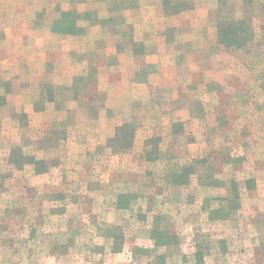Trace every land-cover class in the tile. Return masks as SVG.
<instances>
[{
  "label": "rangeland",
  "instance_id": "obj_1",
  "mask_svg": "<svg viewBox=\"0 0 264 264\" xmlns=\"http://www.w3.org/2000/svg\"><path fill=\"white\" fill-rule=\"evenodd\" d=\"M3 28L0 264H264V0H0Z\"/></svg>",
  "mask_w": 264,
  "mask_h": 264
},
{
  "label": "trees",
  "instance_id": "obj_2",
  "mask_svg": "<svg viewBox=\"0 0 264 264\" xmlns=\"http://www.w3.org/2000/svg\"><path fill=\"white\" fill-rule=\"evenodd\" d=\"M68 15V19L66 18ZM78 13L75 11H66L61 13V17L55 19V21L52 24L53 31L61 32V33H75L78 34L81 32V29L79 26H77L75 22V18L77 17ZM236 39L234 41L237 43L239 47L245 45L246 43H250L252 41V37L254 33H247L245 30L239 31L235 33ZM6 102V94L0 93V107L4 105ZM0 127H1V117H0ZM124 127L126 125L117 127V131L115 132V136L110 138L112 141L114 139L115 144L117 145L118 149L120 151L127 149L131 144V140L129 138H133L130 134L128 129L125 130ZM124 132V133H123ZM158 148L154 146L153 150H145V158L146 159H156L157 156H153L151 158V155L157 153ZM9 162L17 163L22 167L26 163H31L32 167L34 169L35 173H43L46 172L49 168L48 164L46 162H43L39 159H36L35 156L31 155H25L22 152V149L20 146H14L11 148V153L9 157ZM174 176L178 177L180 174H177L175 172ZM151 234L155 237L156 241H158L157 235L163 236L162 233L158 232L157 230L151 231ZM119 247L117 245L113 244V250L117 251Z\"/></svg>",
  "mask_w": 264,
  "mask_h": 264
},
{
  "label": "crops",
  "instance_id": "obj_3",
  "mask_svg": "<svg viewBox=\"0 0 264 264\" xmlns=\"http://www.w3.org/2000/svg\"><path fill=\"white\" fill-rule=\"evenodd\" d=\"M3 30H4L5 34H4L3 39H0V44L2 45L0 48L1 50H8V49H12V48L21 46L20 44H13V41L22 42V40H20L19 38H14V34L9 33L10 29L8 30L6 28H3ZM21 30H22L21 28L17 27L12 32L17 33V31L19 32ZM47 34L48 35H46L45 37L50 36V35H54L52 33H47ZM41 36L42 35L40 33H36L34 35L29 33V37H27L26 40H27L28 44H30L29 43L30 39H33L32 40V46H33L34 50H46V48H47V42L45 40L46 38H42ZM24 47L26 48L25 45H24ZM24 47L21 46L20 49H22ZM27 47H28V45H27ZM27 50H28V48H27ZM26 57H31V56L29 54H26ZM30 59L31 58L26 59V63H28L27 65H29V66L32 65V62H30ZM54 65L56 66V63ZM11 69H13V68H11ZM26 74H27L26 78L28 80H30L32 78L30 76L31 73L30 74L26 73ZM69 81H71V79ZM45 108H46V106H45Z\"/></svg>",
  "mask_w": 264,
  "mask_h": 264
}]
</instances>
